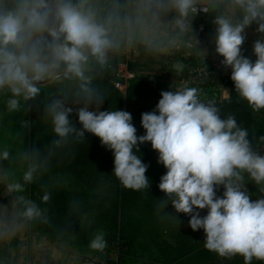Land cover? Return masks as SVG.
Here are the masks:
<instances>
[{
  "label": "clouds",
  "instance_id": "1",
  "mask_svg": "<svg viewBox=\"0 0 264 264\" xmlns=\"http://www.w3.org/2000/svg\"><path fill=\"white\" fill-rule=\"evenodd\" d=\"M207 3L142 0V15L133 22L120 15L118 5L102 14L97 0H0V96L6 97V110L15 113L41 96L42 85L74 83L71 96L61 92L43 104L56 137L53 146L69 138L81 141L86 133L98 137L114 156L113 174L120 184L140 191L150 188L149 165L136 153L139 145L150 143L166 169L158 184L166 197L161 206L170 202L176 213L189 216L190 228L203 230L206 250L227 259L242 256L244 264L264 262V198L252 199L245 182L247 176L264 193V154L235 116L221 118L215 101H201L196 87L175 88L161 91L155 110L141 114L145 134L138 136L131 113L102 110L105 94L93 86L94 66L103 69L112 53L132 42L134 32H145L149 20L159 26V15L150 12L153 4L171 17L170 44L188 38L199 45L194 19L208 12ZM213 11L219 13L212 20L215 52L231 69L236 93L253 110L264 109V0H213ZM253 25L260 37L253 42L254 61L242 53ZM144 42L151 48L146 36ZM201 51L206 57L207 49ZM30 123L21 122L26 128ZM10 155L8 148L0 150V161ZM25 156L34 162L23 172V183L7 185L9 193L23 192L37 178L39 150ZM50 198L45 191L41 202ZM18 199L27 218L44 216L34 201ZM204 209L207 214L201 216ZM106 246L103 231L89 242L94 250Z\"/></svg>",
  "mask_w": 264,
  "mask_h": 264
},
{
  "label": "trees",
  "instance_id": "2",
  "mask_svg": "<svg viewBox=\"0 0 264 264\" xmlns=\"http://www.w3.org/2000/svg\"><path fill=\"white\" fill-rule=\"evenodd\" d=\"M252 29L255 31V25ZM143 46L146 45H141L142 48ZM136 67L135 63L129 60V71L136 74ZM186 73L185 68L183 74ZM93 75V86L105 94L102 110H125L131 113L138 136L145 134L141 126V114L155 110L161 98V91L174 90L167 82L136 76L129 81L126 92L123 93L115 87L114 75L109 74L107 70L93 71ZM230 86L228 98L219 99L213 96L201 101H215L221 118L234 115L238 125L247 129L252 145L264 144V109L253 110L236 93L233 82ZM46 89L42 87L40 97L28 102L26 107L15 113L6 110V97L0 96V110L3 112L0 114V142L3 144L4 141L13 154L22 153L25 170L34 162L26 158L25 154H31L34 149L40 153L39 160L35 161L40 163L37 178L27 188V199L34 201L44 212L42 218L31 219L38 228L61 243L71 242L86 248L88 245L91 252L94 251L89 247L90 240L97 232L103 231L107 243L111 242L118 250V255L112 260L113 264H244L242 256L227 259L206 250L205 234L203 230L193 231L190 228L189 216L170 214V202L166 207L161 206V201L166 197L159 190L158 184L166 169L158 163V153L151 148L150 143L139 145L140 152L136 153L149 165L146 176L150 180V188L140 191L125 189L120 184L113 174L114 156L101 145L98 137L86 133L81 141L69 138L67 144L61 147L53 146L52 141L56 137L52 131H45L47 122L42 116L45 117L43 104L55 94L51 88ZM61 92L69 95V84L64 86ZM71 118L77 119L75 114ZM25 120L31 122L30 127L22 126L21 122ZM62 169L67 170L62 172ZM245 182L252 199H255L254 195L264 198L259 186L247 176ZM221 189L217 191L218 196L223 193V188ZM45 191L49 192L51 197L46 204L41 202ZM99 205L103 206L105 211L103 214H93V217H89L92 226H85L84 223L80 225L81 214L88 213ZM204 210H200L201 216ZM178 219L180 231L177 242L173 243L166 238L170 233L167 229L170 221ZM75 236H80L76 243L72 238ZM155 252H158V256H154ZM144 255H147L146 258ZM252 264L264 262L254 259Z\"/></svg>",
  "mask_w": 264,
  "mask_h": 264
},
{
  "label": "crops",
  "instance_id": "3",
  "mask_svg": "<svg viewBox=\"0 0 264 264\" xmlns=\"http://www.w3.org/2000/svg\"><path fill=\"white\" fill-rule=\"evenodd\" d=\"M97 3L102 14L111 10L114 5H118L120 15L127 16L133 22L142 15V0H97ZM206 6L209 9L208 12L200 13L194 19V35L200 44L188 38H182L180 42H189L199 51L207 49V52L216 54L212 20L219 13L213 11V0H208ZM150 12L159 15V26L153 25L149 20L143 34L139 30L134 32L130 44L126 40L118 51L110 55L103 69L94 66V71L105 69L109 74L118 73L125 76L129 72L131 52H136L140 45L147 46L144 42L146 36L151 40V48L155 52L172 58L173 67L178 69L180 75L184 73L186 61L174 53V45L169 43L170 38L175 35L169 27L170 15L162 13L155 4L152 5ZM259 38V34L252 28L248 29L247 39L242 46L245 48L242 50L243 55L253 61L256 58L253 54V42ZM224 91V96L228 97L229 89L225 87ZM261 148L264 154V144ZM22 219V214H6L5 210L0 208V264H84L87 259L94 256L103 261L113 257L107 253H100L103 250H94L99 252L95 254L83 245L76 246L71 242L69 245L61 243L38 227H27Z\"/></svg>",
  "mask_w": 264,
  "mask_h": 264
},
{
  "label": "rangeland",
  "instance_id": "4",
  "mask_svg": "<svg viewBox=\"0 0 264 264\" xmlns=\"http://www.w3.org/2000/svg\"><path fill=\"white\" fill-rule=\"evenodd\" d=\"M144 48L139 46L136 52H131V58L130 60L135 63L136 68H138V72L136 73L135 77L138 76L140 78H144L147 80H159L162 82H167V84L172 87L173 89L175 88H180L184 87L183 83L181 82L182 78L184 77L185 74H179L178 69H175L172 63V58L167 57L166 55H163L161 53L155 52L152 48H149L148 46H143ZM143 52V53H141ZM69 84V96L72 95L74 91L75 84L72 82H65L63 84H45L41 87L43 89H48L51 88L52 92L56 95L59 91H62V88ZM224 88L221 87L218 89L213 88L210 86L209 88H197L199 90V96L200 99H210L213 96L219 99H224L228 98L230 96V90L231 87H227L229 89V96L225 97L224 95ZM46 89V90H47ZM3 112L0 110V114ZM1 116V115H0ZM43 120L47 122V127L45 129L46 132L50 133L52 131V125L50 123V119L47 117H43ZM7 134V133H6ZM263 144H256L252 145L255 149L259 150L263 154V148H261ZM4 148H8L7 145L4 143L3 144L0 142V150H3ZM10 158L9 160H4L0 161V208L5 210L6 214H22V220L26 224L27 227H38L36 226L35 222L26 216H24V203L23 201L19 200L18 197L24 196L27 199L28 195V185H25V190L21 193L17 192H11L9 193L7 191V185L9 183L13 182H20L23 183V172L25 171V164L23 160V155L21 152L18 154H13L10 148ZM67 169H62V172L66 171ZM61 172V173H62ZM70 175V172H68ZM66 185V184H65ZM218 190H222L219 188ZM60 191V189H59ZM255 199L261 198L259 195H254ZM69 204V203H68ZM171 204V203H170ZM172 206L170 205V214H178V216H182V213H176L174 208L172 210ZM105 211V208L101 205L93 207L88 213L81 214V218L79 217L80 221L79 224L81 225L84 223L85 226L90 225L92 226V220H90L89 217H93V214H103ZM207 211H203V215H206ZM169 230L166 236L168 240L171 242L175 243L177 242L176 239L178 237V232L180 231V221L179 219L176 221H170L169 223ZM86 230V228L84 229ZM88 230V229H87ZM112 236V232H111ZM75 240V243L80 236H75L72 237ZM69 240V237H67ZM78 242V241H77ZM69 245V244H67ZM77 246V245H76ZM88 248V245H86ZM94 251V249H92ZM99 251V250H97ZM106 251V252H104ZM95 252V251H94ZM99 253V252H95ZM100 253H107L108 255L111 256H116L118 255V250L112 245L111 242L107 243V246L103 251ZM147 255H144V258H146ZM154 256H158V252H155ZM95 257V256H94ZM149 258V257H148Z\"/></svg>",
  "mask_w": 264,
  "mask_h": 264
},
{
  "label": "built area",
  "instance_id": "5",
  "mask_svg": "<svg viewBox=\"0 0 264 264\" xmlns=\"http://www.w3.org/2000/svg\"><path fill=\"white\" fill-rule=\"evenodd\" d=\"M174 51L177 56L187 60L185 64L187 73L181 80L184 87H196L198 89L209 88L210 86L215 89L231 87V69L222 65L223 57L209 52H207L205 57L201 50H197L194 44L189 42H179L174 45ZM134 77L135 73L131 71L125 76L116 73L114 74L113 84L121 92L125 93L130 79ZM112 260H115L114 256L108 257L104 261L97 257H91L84 264H113Z\"/></svg>",
  "mask_w": 264,
  "mask_h": 264
}]
</instances>
